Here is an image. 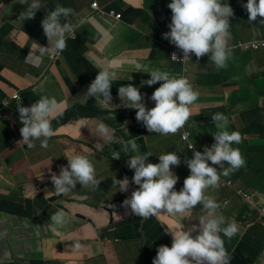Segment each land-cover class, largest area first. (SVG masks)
Instances as JSON below:
<instances>
[{
    "label": "crops",
    "instance_id": "obj_1",
    "mask_svg": "<svg viewBox=\"0 0 264 264\" xmlns=\"http://www.w3.org/2000/svg\"><path fill=\"white\" fill-rule=\"evenodd\" d=\"M122 13L119 20L91 10V2ZM233 9L229 18L232 39L264 38V17L248 20L243 4L247 0H222ZM44 5L31 20L19 16L28 5L19 0H0V264H152L161 245L171 247V231L177 225L189 228L206 214L202 205L185 214H163L147 219L130 214L123 201L138 188L132 183L134 170L127 161L123 144L105 143L97 132L105 124L115 137L135 139L141 153H150L147 162L159 163V155L177 153L181 163L171 170L179 177L175 190L190 175L185 160L193 151L203 152L215 142L217 131L211 116L223 113L228 130L238 131L242 140L234 144L244 157V167L221 175L219 186L205 195L214 198L226 226L238 225L237 234L224 244L230 264H264V49L242 52L232 48L227 67L217 69L210 57L185 65L172 58V47L162 34L170 31L171 0H41ZM57 4L70 7L69 21L74 31L57 60L50 61L48 40L41 21ZM81 20L85 22L80 23ZM63 22V21H62ZM36 52L29 55L32 49ZM102 68L115 71L111 101L103 97H83ZM152 69L172 76L184 74L199 92L190 106L191 116L175 134L149 132L136 120V109L118 95L121 85L132 84L143 96L148 109L155 106L152 93L163 82L148 86ZM43 85V91H41ZM17 95L15 99L12 97ZM41 95L55 97L62 115L52 118L54 135L47 148L34 141L27 148L22 136L17 105L28 107ZM7 100L8 108L1 107ZM191 131L195 149L181 139ZM119 153V159H113ZM73 154H83L94 164L95 188H76L57 194L51 181L67 166ZM227 167V165H225ZM221 171V170H220ZM129 179L126 192H120L114 178ZM231 181L232 187L223 186ZM241 188L251 199L243 200L233 189ZM227 202V204H225ZM62 210L67 223L57 226L51 215ZM47 226V227H46ZM83 247L74 248L76 242Z\"/></svg>",
    "mask_w": 264,
    "mask_h": 264
},
{
    "label": "clouds",
    "instance_id": "obj_2",
    "mask_svg": "<svg viewBox=\"0 0 264 264\" xmlns=\"http://www.w3.org/2000/svg\"><path fill=\"white\" fill-rule=\"evenodd\" d=\"M19 3L28 5L20 13L19 19L22 21L33 19L36 12L44 7L41 0H19ZM242 7L249 14V21H256L258 16L264 17V0H247ZM168 8L172 12L171 23L168 24L170 31L163 33L162 36L171 43L172 58L184 64L185 71L189 69L186 66L188 63L204 57H210L217 69H223L227 67V62L232 57V48L240 49L242 52L263 48L242 49L238 44L264 38L242 40L229 45L232 39L229 18L234 15V11L227 2L171 0ZM91 10L107 18L116 20L122 18V13L112 8L103 9L97 5L95 8L91 6ZM73 14L72 8L57 4L41 21L48 46H40L39 51L58 53L56 59H50L48 54L50 61L57 60L67 47V36L74 31V25L69 21V17ZM84 22V20L80 21L81 24ZM35 52L36 49L33 48L29 55ZM148 74L150 79L141 81L142 85L152 86L163 82L150 97L155 102L154 107L150 109L146 107L142 102L141 92L132 84L121 85L118 88V95L123 103L127 101L133 109L137 110L136 120L142 122L149 132L162 135L175 134L191 116L190 106L198 99L199 92L193 89L184 74L176 77L160 69H152ZM116 78L115 71L107 68L100 69L83 97L88 99V97L102 96L105 101L110 102V89ZM41 91H43V85H41ZM58 109L57 99L47 95H41L28 107L21 106L20 103L17 105L20 122L23 124L20 128L22 136L20 141L23 145H27L30 149L35 146L34 141L39 140L41 147L47 148L48 140L54 135L52 118L62 115ZM211 120L217 129L213 134L215 142L211 147L205 146L203 152L194 150L195 145L191 140L190 130L184 131L190 132L189 142L193 144V148L191 146L189 148V142L182 139L184 131L181 133V139L186 142L189 149L194 151L193 158L184 161L190 169V175L184 179L183 187L179 191L175 190L179 177L171 170L172 166H179L181 163L177 153L159 155V163L147 162L151 154L141 153L134 138L123 142L115 137L105 124L100 123L97 126L96 130L105 143L123 144L126 153H134L126 163L130 169L134 170L131 182L138 188L132 191L130 198L123 201V206L130 209V214L147 219L163 214L182 215L191 212L196 205H202L206 210V214L199 217L198 224L189 228L177 225L170 232L171 247L159 246L152 264H230L224 238L230 240L234 237L238 232V225L235 222H229L224 226V217L217 214L220 205L214 198L205 195V190L218 187L221 175L228 176L244 167L246 161L240 150L233 147L234 144L241 142L242 137L238 131L228 130V117L223 113H215L211 116ZM119 158L118 152L114 154L113 159ZM67 159L68 164L60 166L59 175L55 173L51 175L54 190L58 195L76 188L78 183L82 187L99 186L101 181L97 179L94 164L87 156L73 154ZM113 183L119 186L120 192H126L130 182L125 176L121 180L114 178ZM223 186L232 187V182H223ZM233 191L243 200L251 199V196L241 188L233 189ZM66 216L64 211L58 210L51 215V222L57 226H63L67 223ZM82 247L83 245L78 241L74 244L76 250Z\"/></svg>",
    "mask_w": 264,
    "mask_h": 264
},
{
    "label": "built area",
    "instance_id": "obj_3",
    "mask_svg": "<svg viewBox=\"0 0 264 264\" xmlns=\"http://www.w3.org/2000/svg\"><path fill=\"white\" fill-rule=\"evenodd\" d=\"M91 6H93L94 8L97 7V3L95 1H93L91 3ZM119 15V14H116ZM242 49H258L260 47H264V39H258V40H254V41H249V42H241L238 44ZM237 46V45H236ZM58 53L55 54H50L49 58L50 59H56ZM13 99L16 98V95H14L12 97ZM9 105L8 101H4L1 106L2 108H7ZM189 137H190V132L189 131H184L182 134V139L186 140L189 142ZM189 148L191 146V148H193V144L189 142L188 144ZM239 192L243 193L241 190H239ZM246 196V194H244ZM264 211V209H263Z\"/></svg>",
    "mask_w": 264,
    "mask_h": 264
},
{
    "label": "rangeland",
    "instance_id": "obj_4",
    "mask_svg": "<svg viewBox=\"0 0 264 264\" xmlns=\"http://www.w3.org/2000/svg\"><path fill=\"white\" fill-rule=\"evenodd\" d=\"M262 49H264V47H263V48H261V50H262ZM250 51H252V52H253V51H259V50H250ZM49 54H50V53H49ZM4 101H7V100H5V99H4V100L1 102V104H2ZM3 108H4V107H3Z\"/></svg>",
    "mask_w": 264,
    "mask_h": 264
}]
</instances>
